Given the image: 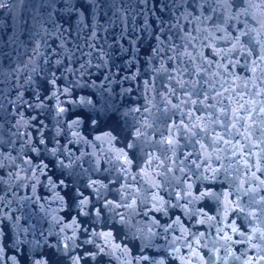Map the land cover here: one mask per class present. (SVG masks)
Returning <instances> with one entry per match:
<instances>
[{
    "label": "clouds",
    "instance_id": "1",
    "mask_svg": "<svg viewBox=\"0 0 264 264\" xmlns=\"http://www.w3.org/2000/svg\"><path fill=\"white\" fill-rule=\"evenodd\" d=\"M0 264H264V0H0Z\"/></svg>",
    "mask_w": 264,
    "mask_h": 264
}]
</instances>
